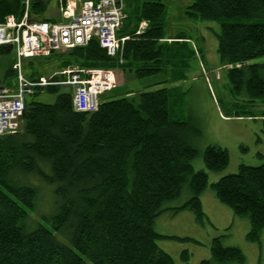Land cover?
Wrapping results in <instances>:
<instances>
[{
	"label": "trees",
	"instance_id": "obj_1",
	"mask_svg": "<svg viewBox=\"0 0 264 264\" xmlns=\"http://www.w3.org/2000/svg\"><path fill=\"white\" fill-rule=\"evenodd\" d=\"M50 1L30 0L32 21H45ZM132 1L124 9L119 33L130 37L122 55L107 56L94 39L86 47L55 55L59 71L79 67L125 69L137 79L157 75L159 66L169 62L168 50L180 43L162 42L166 26L162 0ZM25 2L0 0V24L8 16L21 19ZM187 14L225 21L217 35L218 53L228 68L231 94L246 97L249 104L264 102V64H249L264 58V0H194ZM142 22L148 27L138 34ZM10 54L0 47V68L6 61L8 75H16V61L7 59ZM40 77L29 79L41 82ZM51 84L27 98L21 132L0 136V264H175L157 245V240L172 237L158 234L155 224L167 210L175 215L191 211L199 224L206 221L201 196L209 177L192 165L200 155L194 145L200 129L171 120L167 89L100 103L98 111L89 114L74 110L71 87ZM43 93L56 95V101L34 100ZM247 117L264 121V114ZM202 158L210 172H222L230 164L228 151L215 145L207 147ZM46 165L51 166V175L43 172ZM34 173L57 186L58 212L51 224L68 244L46 226L31 228L28 223L29 211L36 209L37 189L22 179ZM186 188L190 199L166 208ZM212 188L235 216L249 218L248 239L259 241L264 229V164L241 165L237 174L223 177ZM211 255L200 264H246L243 252L225 247L222 237L213 240Z\"/></svg>",
	"mask_w": 264,
	"mask_h": 264
},
{
	"label": "rangeland",
	"instance_id": "obj_2",
	"mask_svg": "<svg viewBox=\"0 0 264 264\" xmlns=\"http://www.w3.org/2000/svg\"><path fill=\"white\" fill-rule=\"evenodd\" d=\"M162 2L166 6L167 37L175 35L192 39V48L189 44H175L172 50H168L169 62L160 65L161 71L152 77L137 79L133 75L125 74L123 80L121 75L128 72L125 69L114 70L116 86L114 90L100 94L99 100L106 103L130 97V94L167 89L170 92L171 120L190 122L201 131V135L194 141L200 155L192 165L195 172L205 171L209 177L208 187L201 196L206 221L199 224L191 211L186 210L175 215L173 211L167 210L157 218L155 224L158 234L172 237L157 240V245L173 258L175 264H200L210 260L212 242L221 237L225 247H236L243 252L246 264H264V229L259 241H250L249 218L235 216L228 206L218 201L212 188L223 177L237 174L241 165L257 168L264 164L263 118L247 117L264 114V102L249 104L246 97L236 99L231 94L228 68L222 66L218 53L217 35L225 21H206L189 16L188 7L194 0ZM66 7L70 10V4ZM57 14L56 0H51L46 16ZM240 22L251 24L258 21ZM13 58L14 52H11L9 60ZM249 64L262 65L264 58L253 60ZM22 65V72L26 77L41 76L38 79L48 81L62 76L59 74L61 71L56 56L28 59ZM9 70L10 65L5 61L0 68V77L6 87H13L16 75H8ZM177 77L179 80H176ZM2 84L0 83V87ZM34 100L53 104L56 95L43 93L34 97ZM243 112L249 113L238 118V113ZM213 145L226 149L230 156L229 166L219 173L208 171L202 158L203 151ZM44 168L42 170L46 175L52 174L50 165ZM22 181L37 189L36 209L29 211L30 227L42 224L52 230L61 242L68 244L62 235L55 232L51 224V218L58 212V198L55 194L57 186L38 173L25 176ZM190 197L191 194L186 188L181 198L168 204L166 208L179 207Z\"/></svg>",
	"mask_w": 264,
	"mask_h": 264
},
{
	"label": "built area",
	"instance_id": "obj_3",
	"mask_svg": "<svg viewBox=\"0 0 264 264\" xmlns=\"http://www.w3.org/2000/svg\"><path fill=\"white\" fill-rule=\"evenodd\" d=\"M64 1V0H62ZM72 0H66L70 4ZM80 4V18L66 20L68 12L65 6L61 21H32L30 18V0H26L27 13L21 19L9 16L0 24V47H12L16 55L14 69L18 72L19 90L0 91V136L15 134L21 126L26 110V99L32 95V89L44 88L42 83L33 84L24 77L22 64L31 58H48L54 54L86 47L96 39L107 56L115 58L129 38H120L126 18L125 0H77ZM148 27L141 24L138 34ZM122 63V61H121ZM66 76L67 85L76 88L75 107L78 111L97 110V97L112 91L116 86L115 74L111 70H86L79 67L59 73ZM49 81V80H48ZM52 85V84H51ZM46 86H50L47 84ZM86 100L87 107L80 108L78 100ZM88 105H90L88 107Z\"/></svg>",
	"mask_w": 264,
	"mask_h": 264
},
{
	"label": "bare ground",
	"instance_id": "obj_4",
	"mask_svg": "<svg viewBox=\"0 0 264 264\" xmlns=\"http://www.w3.org/2000/svg\"><path fill=\"white\" fill-rule=\"evenodd\" d=\"M70 3V10H68V12H66L65 14H64V17H65V19L66 20H69V19H71V18H73V17H75V21H77L79 18H80V14H79V11H80V4H79V2L77 1V0H72L71 2H69ZM58 5L60 6V12L62 13V11L64 10V8H65V6H66V2L65 1H62V0H59L58 1ZM25 10H26V12H25V14L27 13V6H26V2H25ZM9 17V16H8ZM61 20V19H60ZM2 48H5L7 51H9L8 49H11L12 50V52H14V56H15V61H16V55H15V51H14V49L12 48V47H2ZM78 48V47H77ZM68 51H70V50H68ZM66 52V51H65ZM122 53H123V48L119 51V54L120 55H122ZM59 53H57V54H54V55H52V56H55V55H58ZM51 56V57H52ZM48 58H50V57H48ZM32 59V58H31ZM28 60V59H27ZM67 69H74L73 67H68V68H66L65 70H67ZM18 72H17V74H16V86H15V88H11L10 87V89H9V87L7 88L6 87V85L4 84V81H2V83L5 85V87H0V91L1 90H4V89H6V90H9L10 92H16V91H18L19 90V80H18ZM24 77L27 79V80H29L30 82H34V81H31L30 79H29V77H26L25 75H24ZM59 78H61L62 80L60 81V82H54V83H52V85H58V86H63V87H65V86H67V87H71L72 88V103H73V108H74V110L75 111H77V112H83V113H89V114H92V113H96L97 111H98V109H99V105H100V100H99V96L97 97L98 99H97V102H98V106H97V110H94V111H78L77 109H76V107H75V96L77 95V93H76V88L75 87H73V86H71V85H67V84H65L67 81H66V76H64V75H62L61 77H59ZM50 81V80H49ZM46 84L44 85L45 87L44 88H46L47 86V84H51V83H48V81H44ZM1 83V84H2ZM39 83H42V81L41 82H34L33 84H39ZM2 84V85H3ZM3 85V86H4ZM44 88H41V87H36V88H34V89H32V91H33V93H32V95H29L27 98H29V97H31V96H33L35 93H36V91H37V89H44ZM11 89H13V90H11ZM130 95H132V94H130ZM27 100V99H26ZM78 103L81 105L80 106V108H84V107H87V103H86V100H84L83 98H80L79 100H78ZM90 105H88V107H89ZM24 117V116H23ZM23 119V118H22ZM21 129H22V121H21V126L19 127V129H18V131H17V133H19V132H21ZM8 135H12V134H8ZM5 136V135H4Z\"/></svg>",
	"mask_w": 264,
	"mask_h": 264
},
{
	"label": "crops",
	"instance_id": "obj_5",
	"mask_svg": "<svg viewBox=\"0 0 264 264\" xmlns=\"http://www.w3.org/2000/svg\"><path fill=\"white\" fill-rule=\"evenodd\" d=\"M58 1L59 0H56V5H57V9H58V14H57V16H51V17H47L46 15H45V21H50V22H55V21H61L60 19H62L61 18V12H60V6L58 5ZM64 1H66V0H64ZM86 1V0H85ZM133 3V1L132 0H125V3H124V9H125V7L127 8L128 6H130L131 4ZM128 4V5H127ZM49 9V8H48ZM48 12V11H47ZM144 22H142L141 24H143ZM147 23V22H146ZM148 24V23H147ZM141 26V25H140ZM140 29V28H139ZM138 29V30H139ZM120 33V32H119ZM120 38H129L130 39V37H120ZM162 42H165V43H168L169 45H173L172 43H175V42H179L180 43V45H185V44H189L190 45V48H192V44H190V43H192L193 42V40L192 39H187V38H185V37H182V36H175V35H171V36H169V37H167V35H166V33H165V36H164V39L162 40ZM194 43V42H193ZM175 45V44H174ZM173 45V48L175 47ZM9 50V52H12V50L11 49H8ZM7 59H9V58H7ZM12 60H14L15 61V56H14V58L12 59ZM127 75V76H129V75H133V74H131V73H124V74H122L121 75V77H122V79L124 80V75ZM4 85V84H3ZM2 85V87H5V85L3 86ZM15 86H16V83H15V85H14V88H15ZM8 88V87H7ZM10 88V87H9ZM12 88V87H11ZM239 118V117H238Z\"/></svg>",
	"mask_w": 264,
	"mask_h": 264
}]
</instances>
